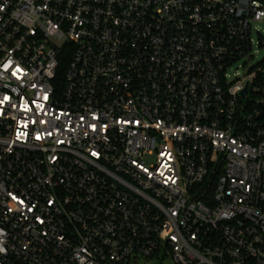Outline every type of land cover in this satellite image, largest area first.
Here are the masks:
<instances>
[{"label":"built area","instance_id":"built-area-1","mask_svg":"<svg viewBox=\"0 0 264 264\" xmlns=\"http://www.w3.org/2000/svg\"><path fill=\"white\" fill-rule=\"evenodd\" d=\"M263 17L0 0V264H264Z\"/></svg>","mask_w":264,"mask_h":264},{"label":"rangeland","instance_id":"rangeland-1","mask_svg":"<svg viewBox=\"0 0 264 264\" xmlns=\"http://www.w3.org/2000/svg\"><path fill=\"white\" fill-rule=\"evenodd\" d=\"M252 40L253 45L251 53L253 57H241V59L230 68L229 72L231 74H244L252 64L264 59V17L262 20L253 23ZM139 264L151 263L141 262ZM163 264H170V262L166 261Z\"/></svg>","mask_w":264,"mask_h":264},{"label":"trees","instance_id":"trees-1","mask_svg":"<svg viewBox=\"0 0 264 264\" xmlns=\"http://www.w3.org/2000/svg\"><path fill=\"white\" fill-rule=\"evenodd\" d=\"M69 57H70L69 52L68 53L66 52L59 59V66L57 68L56 78L54 80L55 84L61 83V80L63 79V74H64V71H65V68L67 66V62L69 60Z\"/></svg>","mask_w":264,"mask_h":264},{"label":"water","instance_id":"water-1","mask_svg":"<svg viewBox=\"0 0 264 264\" xmlns=\"http://www.w3.org/2000/svg\"><path fill=\"white\" fill-rule=\"evenodd\" d=\"M246 92V88L242 91V94H244Z\"/></svg>","mask_w":264,"mask_h":264}]
</instances>
